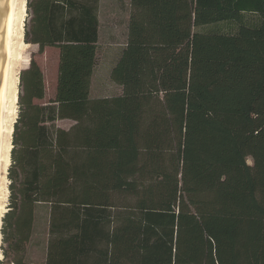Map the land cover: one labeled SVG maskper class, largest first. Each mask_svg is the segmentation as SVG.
<instances>
[{
	"label": "trees",
	"instance_id": "trees-1",
	"mask_svg": "<svg viewBox=\"0 0 264 264\" xmlns=\"http://www.w3.org/2000/svg\"><path fill=\"white\" fill-rule=\"evenodd\" d=\"M27 7L26 35L58 50L57 78L37 104L42 72L31 60L21 75L5 264H264V0H129L110 71L121 93L101 98L99 0Z\"/></svg>",
	"mask_w": 264,
	"mask_h": 264
},
{
	"label": "rangeland",
	"instance_id": "rangeland-1",
	"mask_svg": "<svg viewBox=\"0 0 264 264\" xmlns=\"http://www.w3.org/2000/svg\"><path fill=\"white\" fill-rule=\"evenodd\" d=\"M28 0H25L26 6L23 9L24 20L20 26V45L17 47V53L13 62V88L16 90L17 101L15 104L14 118L12 119V127H14L21 109L20 97L23 95L21 83V75L24 70L29 68L30 61L39 67L42 72L45 95L43 99H34L37 104L45 103L54 97V87L57 78L58 50L52 47H44L39 49L37 44L29 41L26 35L30 24V11L27 7ZM100 7V27L99 39L97 44L96 62L91 76L90 96L92 98H101L105 96H114L121 93V88L110 77V71L118 60L122 47L126 42L127 20L129 13L128 0H102ZM220 23L206 25L201 28L202 32L211 33L220 27ZM224 30H229L223 28ZM232 30V29H231ZM30 57L29 64L26 68L22 64V59ZM16 85V86H15ZM73 124L71 120H59L57 125L63 128H69ZM14 130V129H13ZM12 130V132H13ZM13 147V134L10 138ZM251 163V160H248ZM12 163L11 152L6 162L5 171L3 173L1 198H0V264H5L13 258L11 250V241L9 237L10 229L4 222V216L10 212L12 201V179L9 175V168ZM8 169V171H7ZM3 197V198H2ZM47 208L45 205H39L35 211V221L33 226V234L25 253L26 260L33 262H41L44 259V247L47 238Z\"/></svg>",
	"mask_w": 264,
	"mask_h": 264
},
{
	"label": "bare ground",
	"instance_id": "bare-ground-1",
	"mask_svg": "<svg viewBox=\"0 0 264 264\" xmlns=\"http://www.w3.org/2000/svg\"><path fill=\"white\" fill-rule=\"evenodd\" d=\"M25 6V0H7L8 21H3L4 42L1 54L0 77V198L2 180L5 177H3V173L12 147L10 143L13 130L12 119L14 118L15 104L18 99L16 90H14L15 87L13 88V83H15L13 66L16 62L13 61L17 53V47L20 45V26L24 20L23 9Z\"/></svg>",
	"mask_w": 264,
	"mask_h": 264
},
{
	"label": "water",
	"instance_id": "water-1",
	"mask_svg": "<svg viewBox=\"0 0 264 264\" xmlns=\"http://www.w3.org/2000/svg\"><path fill=\"white\" fill-rule=\"evenodd\" d=\"M3 21L7 19V0H0V77H1V54L4 42V25Z\"/></svg>",
	"mask_w": 264,
	"mask_h": 264
},
{
	"label": "crops",
	"instance_id": "crops-1",
	"mask_svg": "<svg viewBox=\"0 0 264 264\" xmlns=\"http://www.w3.org/2000/svg\"><path fill=\"white\" fill-rule=\"evenodd\" d=\"M102 0H99V8H98V18H99V23H101L100 22V7H101V4H102V2H101ZM129 1V0H128ZM129 14V13H128ZM100 27V26H99Z\"/></svg>",
	"mask_w": 264,
	"mask_h": 264
}]
</instances>
